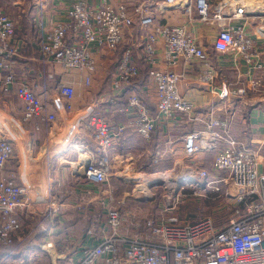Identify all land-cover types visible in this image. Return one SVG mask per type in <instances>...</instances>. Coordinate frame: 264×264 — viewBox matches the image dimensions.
<instances>
[{"label":"built area","instance_id":"built-area-1","mask_svg":"<svg viewBox=\"0 0 264 264\" xmlns=\"http://www.w3.org/2000/svg\"><path fill=\"white\" fill-rule=\"evenodd\" d=\"M36 6L39 12L34 28L37 30L39 59L67 72L83 74L84 87L92 85L98 69L94 49L118 51L127 31L132 38L136 28L141 32V58L148 65L149 76L155 83L157 109L154 113L139 95L133 94L125 111L134 116L136 131L146 140L151 139L160 124L181 123L193 117L194 104L179 90V84L186 81L187 74L175 72L172 67L181 61H198L201 67L196 71L197 82L214 90L217 71L190 29L196 16L216 30L213 47L217 52L233 55L250 69H264V51L249 34L246 25L227 21V18L238 19L245 15L242 7L234 9L232 15H226L225 9L232 7L231 2L139 0L132 5L127 1L113 5L103 0L99 5H92L79 0L68 9L66 21L49 27L44 22V6L41 2ZM162 9L180 10L186 23H162L158 15ZM16 27L17 22L0 8V88L3 92H15L22 104L24 123L35 118L47 124L54 123L56 114H45L44 102L17 75L15 64L20 46L15 43ZM161 43L165 47L162 57L159 53ZM138 76L133 48L127 47L111 74L112 87L121 91ZM222 89L219 98L225 100L231 91L225 84ZM237 93L245 94V89H238ZM57 94L65 99L63 109L72 111V100L78 95L76 89L62 84ZM231 117L213 110L202 120L203 128L184 137L186 159L193 160L184 179L192 186L227 199L233 210L225 224L217 226L211 216L183 220L174 214L163 217L160 222L147 220L144 223L146 233L129 235L124 232L123 224L133 222L135 215L131 211L123 212L115 197L110 195L107 219L101 226L104 229L98 232L96 224L87 232L99 242L85 249L78 264H264V173L259 171V166L264 163L259 160L258 150L243 147L231 137ZM76 126L86 129L95 145V148H89L82 144L77 148L79 153L87 156L81 164L86 179L94 185L108 184L110 151L121 139L125 127L113 124L93 108L72 128ZM15 155V142L0 131V246L4 247L13 244L21 231L20 216L29 213L33 206L29 185L4 175ZM206 155L212 157L211 172L200 167V161L198 165L194 162L198 156ZM163 156L162 151H157L154 163L158 164ZM108 228L109 233L106 232Z\"/></svg>","mask_w":264,"mask_h":264},{"label":"crops","instance_id":"crops-1","mask_svg":"<svg viewBox=\"0 0 264 264\" xmlns=\"http://www.w3.org/2000/svg\"><path fill=\"white\" fill-rule=\"evenodd\" d=\"M5 1L0 0V8L9 14V11L2 6ZM10 1L12 4L10 3L8 7L18 8L15 16L9 14L17 22L15 43L20 46V54L15 64L17 75L27 82L44 102L45 114H56L57 121L47 124L35 118L24 123L26 128L22 127L17 121L18 118L22 121L21 102L14 91L3 92L0 88V131H4L16 144V156L4 175L18 183L28 184L25 172L26 158H29L36 165L40 163L42 174L36 175H39L44 183L41 187L42 195L35 197L30 190L33 206L29 213L20 216L21 231L13 244L9 247L0 246V264H78L85 249L99 242L98 238H93L87 232L96 224L98 232L104 229L101 226L107 219V203L110 195L115 197L123 212L131 211L135 215L133 222L123 224L124 232L133 236L146 233L145 221L156 219V222H160L158 217L155 218L158 210L155 213V207L151 202H149L151 205L147 207L145 201L133 197L131 190L119 189V186L124 184L121 181L126 180L125 182L128 183L127 178L123 179L121 176H128L126 168H130L135 174L154 171L152 167L162 164L164 158L168 166L181 165L184 156V137L194 130L203 128L202 120L206 119L213 110L232 116L231 137L243 147L258 150L259 160L264 163V69H250L233 55L217 52L213 47L216 30L202 23L198 16L190 29L197 42L207 51L209 61L217 71L218 77L214 83V90L197 82L196 71L201 67L198 61L194 60L190 63L181 61L177 66L172 67L171 69L175 72L187 74L186 81L179 84V90L188 101L194 104L193 120L160 124L153 132L151 139L146 140L137 133L134 116L125 111L133 94L139 95L154 113L157 109L158 95L155 83L149 76L148 65L141 58V32L136 28L135 37L132 38L127 31L118 51L94 49L98 69L93 75L92 85L84 87L83 74L79 72H67L54 65L56 71L49 72L47 64L39 59L37 36L34 37L36 33L34 20L36 13L39 12L37 2H41L44 6V22L49 27L66 21L68 9L79 0L68 3L69 8L64 10L61 17L53 16L49 12L47 0ZM86 1L92 5H99L103 0ZM107 1L113 5L127 1L132 5L139 0ZM220 1L231 2L232 8L225 9V14L228 16L232 15L235 8L242 6L245 8L243 18H227V21L233 24H245L249 34L264 51V12L259 14L255 13L256 10L250 12L244 0H216V4ZM258 1H261L264 6V0ZM171 10L162 9L158 13L162 23H186V18L180 10ZM21 11L25 12V17L30 14L27 20H19ZM127 47L133 48V62L139 68V76L131 85L117 91L112 87L111 74ZM164 50L165 47L161 43L160 57ZM160 66L163 67L162 62ZM62 84L73 86L78 93L72 100L74 108L69 112L63 109L65 99L57 94V89ZM223 84L231 91L225 100L219 98ZM238 89H245V94L237 93ZM92 108L113 124L125 127L121 139L110 151L111 179L109 178L108 184L102 186H95L88 181L81 166L83 155L77 148L82 144L95 148L86 129L78 127V130L74 132L75 129L72 128L68 139L62 144L59 142L69 126L73 127L77 120L89 113ZM55 125L59 126L58 129H54ZM26 132L30 137L25 147H19L18 140L24 137ZM69 141L72 142L71 145ZM157 151H162L164 156L158 164H155L154 158ZM44 152L46 156L42 158ZM15 159H17L16 164ZM125 161H127L126 165H124ZM201 161L202 164L205 162L212 166L210 155L200 157ZM259 171L264 173V164L259 166ZM152 211L155 216L152 215ZM106 232L109 233L110 229H106Z\"/></svg>","mask_w":264,"mask_h":264},{"label":"rangeland","instance_id":"rangeland-1","mask_svg":"<svg viewBox=\"0 0 264 264\" xmlns=\"http://www.w3.org/2000/svg\"><path fill=\"white\" fill-rule=\"evenodd\" d=\"M37 1L38 0H36V2ZM47 1H48L49 12L53 16L61 17L63 15L64 10H67L69 8L68 3H71L72 1L75 0H47ZM244 1H245V6L249 5L250 3L257 2L256 0H244ZM10 3L12 4V1L6 0L4 3H2L3 4L2 6H4L9 11V14L15 16L18 13V8H16L15 6H11V8L8 7ZM32 10L36 11V9L34 8H32ZM28 13H30V11ZM20 14L21 15H19V20L23 19L22 21L27 20L28 17L30 16L29 14L28 17L27 16L25 17L24 11H21ZM194 14L197 15V12L195 11ZM35 31L36 33L34 34V37L37 36V30L35 29ZM46 64L48 65V66L46 65V67L49 72L56 71L55 70L56 68L52 64L49 63ZM17 121L19 124H21L22 127L26 128V125L24 124L23 121H21L20 118H18ZM58 127H59L58 125H55L54 129H58ZM74 129H75L74 132H76L78 130V127L76 126ZM13 131L15 130L13 129ZM18 133L21 134V132L19 131ZM29 137L30 135L26 132L24 137L18 140V143H20L18 146L25 147V143ZM68 143L69 145L72 144V142L70 141ZM183 154L184 156L182 155L183 156L182 164L176 167L168 166L166 158H164L162 163L163 165L160 164L159 166L152 167L154 171H149L148 173L135 174L134 171L130 170V168L129 169L126 168L127 169L126 172L128 173V176L122 175L121 177H123V179L127 178L128 183L125 182L126 180L121 181L122 184L124 183L123 185L125 186L123 185L119 186V189L127 188L131 190V194L133 195V197H137L145 201L147 207L148 205L153 204L152 206L155 207L154 209L155 213L156 210L158 211L156 213V216L155 213L152 211L153 213L152 215L155 216V218L158 217L157 219H159L160 221L163 217L167 218L171 215L176 214L179 215L180 218L183 220H192V218L198 219L204 216H211L217 225L220 226L225 224L231 217L233 210L232 206L230 204H227V199L222 195H219L212 191L205 192L200 187L192 186L190 184L191 183L190 181L184 179L185 177L187 178V174H189V170L187 167L192 165L193 160L186 159V155L184 152ZM20 155L22 157V151L20 152ZM200 157L202 156H198V158L194 161L196 162L195 165L196 164L198 165V162L200 161ZM16 161L17 159H15V164ZM204 161L206 162L207 160ZM205 162L204 164H202V161L199 162L200 163L199 166L206 168L208 171L211 172L212 166ZM126 163L127 161H125L124 165H126ZM149 168L152 169L151 167ZM130 176L135 177L136 179L129 178ZM234 191L235 189H233V192ZM149 202H151V204H149Z\"/></svg>","mask_w":264,"mask_h":264},{"label":"water","instance_id":"water-1","mask_svg":"<svg viewBox=\"0 0 264 264\" xmlns=\"http://www.w3.org/2000/svg\"><path fill=\"white\" fill-rule=\"evenodd\" d=\"M72 126H69V128L67 129L65 135L60 139V143H64L67 139L68 136L71 132ZM46 153H43L42 158H44V156ZM40 163H38L37 165L32 162L29 158H26V178H27V182L28 185L30 187V189L33 191L35 197H38L41 194V192L43 191L41 189V187H43L44 183L41 181V178L39 175L36 174H42V169L40 168Z\"/></svg>","mask_w":264,"mask_h":264},{"label":"bare ground","instance_id":"bare-ground-1","mask_svg":"<svg viewBox=\"0 0 264 264\" xmlns=\"http://www.w3.org/2000/svg\"><path fill=\"white\" fill-rule=\"evenodd\" d=\"M239 1H241V0H239ZM239 1H237L238 2V4H239ZM257 2H254V3H250L249 5H247L246 7H247V9H249L250 10V12L251 11H253V10H256V11H258V12H264V6H262V3H261V1H258V0H256ZM242 4V3H241ZM240 5V4H239ZM238 6V5H237ZM243 7V6H242ZM245 7V6H244ZM83 155V159L81 160V162H82V165L85 163V161L87 160V156L85 155V154H82ZM76 166V165H75ZM127 176V175H126ZM130 178H132V177H130ZM132 179H136L135 177H133ZM169 183H170V181H169Z\"/></svg>","mask_w":264,"mask_h":264},{"label":"trees","instance_id":"trees-1","mask_svg":"<svg viewBox=\"0 0 264 264\" xmlns=\"http://www.w3.org/2000/svg\"><path fill=\"white\" fill-rule=\"evenodd\" d=\"M144 101V100H143Z\"/></svg>","mask_w":264,"mask_h":264}]
</instances>
